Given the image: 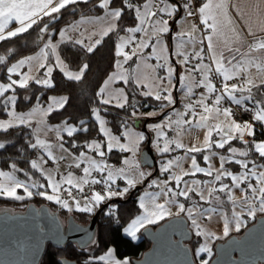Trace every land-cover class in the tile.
Instances as JSON below:
<instances>
[{
	"label": "snow or ice",
	"instance_id": "1",
	"mask_svg": "<svg viewBox=\"0 0 264 264\" xmlns=\"http://www.w3.org/2000/svg\"><path fill=\"white\" fill-rule=\"evenodd\" d=\"M77 0H0V41L16 37L20 34L27 32L34 25H37L39 21H42L43 17H49L55 19L53 14L60 13L61 9H65L70 4H75ZM231 7L236 10L237 15L242 16L243 12L240 9V0H229ZM111 0H100L99 7L102 9H109ZM163 5V6H161ZM182 10L186 13V17L199 16L200 23L203 25V34L199 40L196 39L195 35L192 33H186L184 31H179L175 34L174 39L180 41L183 44L191 43L192 45H200V49L197 51L193 50L191 56L183 51H177L176 56L181 57L180 64L189 65L190 60H198V63L192 64L190 67L185 68V72L188 77L195 80L194 73L200 75V79L196 84L197 87L203 86L206 92H202L197 100L191 101L190 97L193 94L192 88L188 84L184 83L186 77L181 76L179 80L181 81L182 88H188V93L186 98L189 100L188 103L184 105V112H179L175 108L171 109V115H166V119L162 120L159 124L149 125L150 128L157 133V148L161 153H168L174 151L175 149H185V157L190 159V168L188 170L184 169L183 159L184 157H176L174 159H168L163 162L160 171L162 173H167V178L161 182L156 180L152 181L153 185L159 187V191L155 193L146 192L144 196L140 197V208L144 209L142 215L137 216L131 221V223L124 228V232L131 236L136 237V233L139 228H142L145 223H154L156 220L163 219L165 215H168L167 204H176L179 197H183L186 201H192L191 206L186 207L184 203H179L178 207L180 212H186L187 218L191 222V226L197 231V235L204 234L201 228L200 218L207 216L208 219L212 218V214L216 213L223 206V201L219 195L216 193H231L233 188L239 189L241 185H245L242 189L243 195L240 197V203L242 206H247L248 201L251 198L254 200H259V210L264 212V164H257L255 161H250L248 159L236 160L231 159L229 156L219 154L217 152H212L211 149L215 147L216 149H225L226 145L234 139H239L246 147L245 150L239 151L234 147H228L227 151L235 157L237 154L241 157H247L250 152H255L261 159H264V141L256 142L255 140L249 141L245 139V134L248 136H254L253 124L245 122L243 124L237 123L233 119V109L228 107H222V101L225 99L227 94L228 98L237 106H242L245 101L251 100V108H243V111L252 113V119L258 122H264V99H256L252 94L253 88L264 87V62L255 63L252 60H248L246 63L243 59L238 60L237 55L244 57L248 53L255 51H264V37L257 38L256 32L252 30L250 26H245L247 29V35L252 38L251 43L243 36L242 31L237 29L232 17L229 16L227 8L228 4L225 0H207L199 8H193L192 0H185L182 4ZM125 10H130L135 14L134 19L139 21V25L135 27H129L126 32L129 34L144 32L145 35L141 37L138 41L135 36H129L127 39L124 36H118L119 43L116 44L115 55L117 57H123V61L126 63L132 60L133 57H139L143 53V49L151 48L152 54L145 57V59L157 60L155 68H164L166 63H161L162 57L155 56L157 48L163 43L162 35L165 33H170V22L168 19H164V15L173 17L174 13H177L178 8L176 5H169L167 0H145L143 3L134 4L132 0H123V8L120 9H110L105 13L103 17H96L93 22H104L108 26L103 30L102 35L97 32H92L88 39L93 40V37L99 35V38L94 39L91 44H85L83 39L75 40V44L82 45L86 48L87 52L91 53L94 51L97 45L102 42L103 37L108 36L112 32L117 31V21L122 17ZM183 18V17H182ZM175 19L172 23H176ZM18 24L14 30H8L10 24ZM48 30V25L44 24L40 31L46 32ZM71 30V26L70 29ZM151 33L150 35L148 33ZM195 32V26H193V33ZM264 33V28L261 29ZM67 32L65 30L60 31L61 38H65ZM83 35V34H81ZM70 38V37H69ZM173 37H170V39ZM207 42V52L208 59L212 62L214 67L209 64H205L204 53V43ZM130 46L129 51H124V47ZM179 46V45H178ZM56 45L52 43L51 40L45 43L40 53L37 56H28L23 59H19L17 62L12 63L10 66L6 65V71L8 73V83H0V105L6 111L7 115L10 117L9 121H0V130H7L11 127L19 125H27L31 127L30 118L35 115L36 110L33 109L28 113H16L14 111V106L16 104L15 88L19 86L20 88H26L29 84V80L32 79L36 84H42L47 87H54L50 77L53 71L51 66H46L44 63H39L36 67L38 72L41 68L47 67L44 74L45 78L40 79L38 77L30 76L27 73L20 74V79H12V74H17L18 70L23 68L26 64H31L34 60H45L47 59L48 53L45 50L54 51ZM241 48H246L247 53L241 52ZM11 52V50H9ZM166 59V58H163ZM0 64H6V57L0 55ZM57 65L61 66V70L64 75L71 80H80L84 70L88 67L87 64L79 70L78 73H73L70 71H65L63 66V61L57 56ZM227 65V66H226ZM247 65H251L256 69L254 74L249 73L243 78L242 84L229 83L235 77L241 75L242 70H246ZM117 68L122 67L121 61H116ZM153 68V71H155ZM175 69L168 66L166 77L152 76L153 83L151 85L143 84V81L139 76L132 80L129 75L125 73H114L105 81V86L109 84L110 81L114 80L117 76L125 83H135L137 87L143 86L148 88L147 91H142L141 95L151 97L154 95L156 101L161 102V110L174 105L176 101L172 97V93L169 90L171 85L173 73ZM213 74L215 77H219V86L212 82ZM255 77H259V83L255 82ZM147 79V77H145ZM11 90L13 95L5 97V93ZM248 94L241 95L237 98L236 93ZM105 93V88H101L98 95L103 96ZM113 99L119 100L118 107L124 108L128 104V97L124 93L123 89L119 90V94L115 98L102 99L101 103L110 104L113 103ZM211 100V103H209ZM67 98H60L55 101L59 108H63ZM12 108L13 110H9ZM52 107L49 105L48 111H51ZM93 114L95 119L99 121L100 131L105 135H109L107 130L104 128V121L99 115V109H93ZM137 115L136 111H132L131 116L135 117ZM146 115L156 116L158 113L149 112ZM172 116L177 117L175 120ZM187 117V119L185 118ZM223 117V119H221ZM195 124L193 125V121ZM209 120L216 121L214 124H209ZM85 122L81 121V128L77 129L74 126H68L67 123L61 128L57 126L54 130L56 132L57 143L55 148H58L65 155L60 156L58 159L64 160L69 159L74 163V167L79 169L81 167V162H86L88 166L83 167V177L74 183L73 173L69 171L67 177L61 174V179L56 180L52 172L47 173V188L51 189V194L47 191L45 184H33L32 187L44 189L38 191L36 195L45 196L48 200H56L61 203L64 208H69V203L67 200H62L60 198V191L62 185L67 184L69 188L66 191L67 196L75 201L76 206H80V201L76 200L75 196L72 194V187H75L79 192L83 193L85 191L83 185L88 184H100L106 185L104 194L100 192L93 191L91 196H85V205L81 211L91 212L92 208L88 206L89 203L95 204L105 199L111 198L113 196H123L128 193L130 188H133L138 183L137 177H144L145 173L143 171H138V164L130 165L129 160L125 159L124 164L129 165L128 169L119 168L116 173L127 180V186L122 190H113L112 185L115 182V176L109 166L98 162L91 157L85 155L83 151L79 153L78 156L73 157L71 153L67 152L64 147V138L60 135L61 131L66 132L69 137L79 130L87 131L84 127ZM185 125L188 128H185ZM124 127L127 129V123L125 122ZM194 127L195 129H207L204 135L203 147L193 145L191 147L185 148V145L180 142V136L188 131L189 128ZM165 129H171L175 133V138L169 139L167 137ZM37 133L43 131V129L38 128L35 130ZM219 139L214 140L213 134ZM131 131L126 130L123 134V138L126 140L125 143H120L119 137H110L109 142H107V150L110 152L113 148H118L121 152H133L138 146L137 143L131 140ZM143 134L138 135V140H143ZM163 139V146H160V140ZM29 146L32 149H42L49 160L57 159L54 155L53 145L47 143L45 140L40 139L39 135L35 139V142H30ZM174 146V147H173ZM73 149L77 145H72ZM5 148V144L0 143V149ZM89 149L96 151L101 160L105 157V152L101 151V145L99 143L93 142L88 145ZM205 150H209V154L203 155V161L208 162L213 157L218 156L219 167L213 168L211 164L208 167H201L197 163L195 156L190 155L191 153H201ZM38 163L36 159L31 161V168L37 169L41 172L46 171L43 165L47 163L43 156L40 158ZM235 163L240 166L242 171L238 174H233L228 171L225 167L226 164ZM251 164V167L249 165ZM73 165L70 164L71 168ZM15 169V165L12 166ZM96 170L101 174L107 172V176L103 175L100 179L88 178L92 176V171ZM197 173H204L211 180H196L191 181L184 179L187 176H195ZM0 177H4V181H0V195H7L9 197H14L15 199H23V196L17 195V188H23V191L28 195L32 196L33 192L29 189L28 185L18 181L14 175L0 171ZM224 177H230L232 184H226L222 182ZM255 179V184L250 181ZM174 182V186L170 184ZM215 182H221L219 187H215ZM203 185V187L201 186ZM198 196L199 201L211 202L214 206L204 207L199 204L196 200H193V196ZM167 198L164 203H157V198ZM148 199L149 203L146 205L145 199ZM228 200L234 205L236 200L232 195H228ZM249 215H254L255 210L253 207H249ZM234 216H237L236 227H240L238 215L234 212ZM229 232V224L226 222L224 224V234L227 235ZM199 251H207L206 248H200ZM113 251L109 249L105 255L99 257H93L90 259H95L99 261L110 260L112 258ZM112 264H130V261L124 259L123 261H112ZM203 264H207L204 261Z\"/></svg>",
	"mask_w": 264,
	"mask_h": 264
},
{
	"label": "trees",
	"instance_id": "2",
	"mask_svg": "<svg viewBox=\"0 0 264 264\" xmlns=\"http://www.w3.org/2000/svg\"><path fill=\"white\" fill-rule=\"evenodd\" d=\"M132 2L134 4H139L145 2V0H132ZM199 3L200 0H196L197 6ZM99 4L100 0L77 1L75 4H70L65 9H61L60 13L53 14L56 17L55 19L45 16L42 21H39L37 25H34L27 32L0 41V55L6 57V64H0V81L8 79L6 65L9 66L13 61L36 52L48 39H56L58 31L63 25L81 16L99 15L103 11V9L99 7ZM109 8H123V0H111ZM180 10L183 11L181 6ZM134 16L135 14L130 10H125L122 17L117 21V31L103 37L102 42L97 45L91 53L87 52L82 46L72 42H61L58 45L59 55L71 70H80L83 65H88L81 79L78 81L68 79L58 68H54L51 72V81L54 87L30 83L26 88H16V109L29 110L32 109L35 103L44 105L52 96L66 97L67 102L64 107L51 110L46 115V122L49 124L71 123L76 125L77 129H80V122L84 121V127L87 128V131L79 130L75 132L72 137L62 135L65 145L73 151H81L89 150L87 146L91 140L99 141L102 147H104V137L99 130L98 123L93 117V109H99V113L105 119L110 130L117 135H121L125 128V122L127 126H129L133 124V121L136 119V117L131 116L132 111L146 113L151 109L160 107L161 102L156 101L154 96L148 97L141 95L143 89L142 87H137L135 83H127L124 85V90L128 97V104H126L124 108H120L114 104H103L98 95L102 83L108 75L114 71L116 61L119 59V57L115 55L118 36L125 34L127 28L134 27L137 24V20L134 19ZM44 24L48 25V30L42 33L40 28H42ZM9 50H11V52H9ZM135 58L136 57H133L132 60L125 63L128 70H130V67L135 62ZM247 94V92H237L236 96ZM252 94L256 99H264V87L253 88ZM6 96L7 93L5 94V97ZM248 101L252 102L251 100ZM7 117L6 111L3 109L2 105H0V119H5ZM146 121H148V119H146ZM254 131V138L256 140L264 138L263 131H258L256 129ZM149 134L152 136L151 132H149ZM36 138L37 135L32 125L31 127L19 125L11 127L6 131L0 130V143L5 144V148L0 149V169L12 171L15 174V178L22 183L31 185L46 184L44 177L36 169L31 168V161L36 156L39 148L32 149L29 144L30 142H35ZM39 138L43 139V137ZM145 141L146 139L143 141V145H145ZM73 144L77 145L75 149L72 147ZM231 146L246 148L250 145L245 146L240 140L235 139L229 142V145H226L225 149H219V151H225ZM124 154H126V152L112 150L106 154V158L110 163L120 164ZM249 158L256 163L264 164V159H261L255 152H250ZM13 165H15V169L12 167ZM140 189L141 188H138L137 191H134V187L130 188L124 197L110 198L105 202L108 203L107 206L101 209L97 215L96 244L91 253L79 249L73 243H67L61 248H54L50 244H47L40 264H60L58 262L59 259H70L77 263H88L86 262L87 258L97 257L110 247L114 249L117 257L127 258L130 262L140 257L149 247V242L142 236L138 241H134L122 233L123 227L139 213L137 196ZM18 190L21 191V188ZM42 190L44 189H40V191ZM12 203H26V205L28 203H33L35 205L46 204L50 208H52V206L54 208L56 207V209H52L58 211L61 216L62 213L73 216V213H75L77 218H80L77 220L74 216L75 219L82 223L88 221L94 212L104 204L101 203L96 206L91 212H85L76 209L68 210L64 207H60L58 204L48 200L45 196L40 195L23 200H14L12 198L0 196V204ZM109 205H114L116 210L114 213L106 214ZM254 219L248 222L246 226L253 222ZM159 223L149 226L154 227ZM243 229L235 234L241 233ZM200 243V238L192 233L189 246L191 247L193 258L198 264H202L200 262L201 260L208 262L214 254L213 252L209 258H206L204 254H198L197 249ZM89 263L102 264L95 259H92Z\"/></svg>",
	"mask_w": 264,
	"mask_h": 264
},
{
	"label": "water",
	"instance_id": "3",
	"mask_svg": "<svg viewBox=\"0 0 264 264\" xmlns=\"http://www.w3.org/2000/svg\"><path fill=\"white\" fill-rule=\"evenodd\" d=\"M175 80L173 93L177 102L178 79ZM146 122V119H135L133 124L145 130ZM147 135L145 163L156 174L157 159L150 148L149 132ZM145 184L136 185L134 191ZM107 204L100 206L85 223L77 221L73 215L62 217L46 204L28 203L24 209L14 211L0 209V264H40L47 244L61 248L73 243L84 250L95 242L97 215ZM141 236L149 242V247L140 257L133 259L132 264H198L189 246L192 232L183 215L167 218L154 227L146 226ZM213 252L207 264H264V213L241 233L230 234L215 242ZM58 262L93 264L77 263L70 259H59Z\"/></svg>",
	"mask_w": 264,
	"mask_h": 264
},
{
	"label": "rangeland",
	"instance_id": "4",
	"mask_svg": "<svg viewBox=\"0 0 264 264\" xmlns=\"http://www.w3.org/2000/svg\"><path fill=\"white\" fill-rule=\"evenodd\" d=\"M181 6H182V2H181ZM138 25H139V22H137V24L135 26H138ZM193 26H195V32L194 33H193ZM170 29H171V25H170ZM199 29L200 28H198L196 25H194V21H193V19L191 17H186V13H184V12L183 13H178V15H177V23L173 27V38L170 39L168 37V33L163 34L162 35L163 43L157 48V51L154 54L155 56L162 57L160 62L161 63H166V67H164V68H155V65L157 64V60L155 58L146 60L145 57H147L148 55L152 54V49L151 48H148V49L146 48V49H143V53H142L141 56L135 58V62L130 67V70L127 69L126 65H122V67H120V68H117V66H116L114 71L111 72L108 75V77L105 79V81H107L109 79V77L112 76L114 73H125L126 72L132 80H135V78L137 76H139L141 78V80L143 81V84L151 85L153 83L152 76L166 77L167 76V71H168V66H170V67L174 68L175 71L173 73V77H172L171 85L169 86V90L171 91V93L173 92V87H174V84L176 82V80L174 81V78L175 79L177 78L178 79V92H179V94H180V92L182 90V92H184L185 95H186L188 93V88H182L181 87V81L179 80V77H181V76L186 77L184 83L188 84V86L191 87L192 86V78L188 77L187 73L185 72V68L186 67H190L191 65H190V63H189V65L180 64V60L182 58L176 56L175 53L177 51H183L186 54H188L189 56H191L194 48L196 50L197 46H199V45H192L191 43L183 44L180 41L174 39V37H175V34L177 32L184 31L186 33L194 34L196 39L199 40L201 38V35H202V32ZM148 34L150 35L151 33L149 32ZM144 35H145V33L141 32L139 39L141 37H143ZM129 36H132V34L127 33L126 35H124V37L126 39ZM54 52L56 53V51H54ZM38 53H40V52H37V53H34V54L32 53V54H29L27 56L21 57L19 59H23V58H26L28 56L35 57V56H37ZM57 56L59 57V55L57 53H56L55 56H53V53L51 51V53H48L47 59H45V60H34L31 64H26L23 68L18 70L17 74H12V79L19 80L20 79V74H23V73H27L30 76L38 77L40 79H44L45 78L44 74H45V72L47 70V67L41 68L39 70V72H37L36 71V67L38 66L39 63H44L46 66H51V67L55 66L56 68H58L64 74V72L61 70V66L57 65ZM163 58H166V59H163ZM19 59L13 61L12 63L17 62ZM59 59L61 61H63L61 57H59ZM121 64H122V62H121ZM63 66H64V70L65 71H70V72H73V73H77L76 71L68 69L66 64L64 63V61H63ZM153 68H155V71H153ZM161 69L163 70V74H159V72H158ZM145 77H147V79H145ZM49 78L51 79V77H49ZM105 81L103 82V84L100 87V89L101 88H105L104 95L103 96L100 95V99L101 100L102 99L115 98V97L118 96L120 89L124 90L125 83L119 78V76H117L114 80L110 81L107 86H105ZM8 82H9L8 79L4 80V81H2V80L0 81V83H4V84H7ZM30 83H35V82H34V80L30 79L29 80V84ZM17 87H19V86H16V88ZM16 88H15V90H16ZM100 89H99V92H100ZM143 89L145 91L149 90L148 88H145V87H143ZM6 93H7V96L13 95V92L11 90H9ZM124 93H125V90H124ZM16 95L17 94L15 93V96ZM179 96H181V95H179ZM60 98H63V97L62 96L51 97L46 102V104H44V105L40 104V103H35L33 105L32 109H30V110H18L14 106V111L16 113H28V112L32 111L33 109H35L36 110L35 115L30 118V123H31V125L33 127V130H34L36 135H39V137H43V140H45L47 143H50V144L53 145L54 155L57 157V159L49 160V158L47 157L46 153L42 149H38V152H37L36 156L33 158V159H36L37 162L39 163L40 162L39 158L41 156H43L44 159L47 161V163H45L43 165V167H44V169H46V171L41 172V171L36 169L44 177L45 183H46L47 178H48V176H47L48 172H52V174L55 176L56 180L59 181L61 179V174H63L65 177H67V173L69 171H71L73 173L74 183H75L76 181L80 180L83 177V175H84L83 174V167L88 166V164L86 162H81V167L79 169H76L74 167V163H73L72 160H69V159L60 160V159H58L60 156L65 155V153H62L58 148H55V145L57 143L56 132L54 130H50V129H55L57 126H60L62 128L65 125V123L49 124V123L46 122V115L50 112V111H48L49 105H51L52 110L58 108V105L55 103V101L59 100ZM180 99H181V97L178 98V96H177V103H178V100H179V105H177L176 107H171V109L175 108L177 111L182 112L181 110L184 108V104H183V106L180 105ZM119 102H120L119 100L113 99V103H110V104H114V105L117 106ZM180 106H181V108H180ZM9 110H13V109L10 108ZM149 112H156V113H158V115H156L155 117L146 115ZM163 112H164V110H161V106L156 108V109H152V110L148 111L147 113L138 112L137 115L135 116L136 119H140L142 121H143V119H148L147 122H149V121H151V122L146 124L145 130L143 129L142 126H135L134 124H131V125L127 126V129L126 128L123 129L121 135H117V134L113 133L110 130V128L107 125V123L105 122V119L99 113L101 119L105 122L104 123V128L109 133V135H105L104 133H102L100 131L102 133L103 137H104V147H105L104 148V152L105 153L108 152V150H107V142H109L110 137H119L120 138V143H125L126 142V140L123 138V134H124V132L126 130H130L131 131V134H132L131 135V140H132V142L138 144V146L136 147L134 153L133 152H126V154L123 155V157L121 159V164L119 166H114V165L106 162L104 160L105 157H104L103 160H101V158L98 156V154L95 153L96 151H94L92 149H89L88 146H87V149H89V150H81V151H83L86 156L91 157L92 159H95L98 162H101V163L109 166V169L113 171L114 176H115V182L114 183H116L117 179L120 178L121 181H124L127 184V180L116 173V170L119 169V168H124L125 170L128 169L129 165H125L124 164V160L125 159L129 160L130 165L138 164L139 167H138L137 170L138 171H143L145 173L144 177H137L138 181L147 182V181H150L152 179H156L157 173L154 174V169L152 167H149L145 163L147 150H146L145 145L142 144V142H143V140L147 139V136H148L147 132H152L153 135L157 138L156 131L153 130L152 128H150L149 125L159 124L162 120H165L166 118H163L160 121H154V120H158V118H160L158 116H161L163 114ZM169 115H171V110H170ZM93 117L95 119V115L94 114H93ZM176 118L177 117L172 116L173 120H175ZM9 120H10L9 116L7 118H5V119H0V121H9ZM95 121L98 123L99 130H100L99 121H97L96 119H95ZM140 124H141V122L139 123V125ZM67 125L68 126H74L73 124H70V123L67 124ZM38 128L43 129V131H40V132L37 133L35 130L38 129ZM165 131H166V129H165ZM65 133L66 132L61 131L60 135L62 136ZM139 134H143V136H144L143 140H138V135ZM93 142L99 143L101 145V148H102V144L99 141H97V140H91L89 142V144H92ZM160 146H163V139L160 140ZM64 147H65V149H67L68 153H71V155L73 157L78 156L79 153L81 152V151H73L71 148H69L67 145H65V143H64ZM150 148H151L152 152L155 154V156L157 157V155L160 152H159V150L157 148V140L155 138H153L152 136H151V139H150ZM100 150L103 151L102 149H100ZM113 150H119V149L118 148H113ZM162 158L163 157H159V160L157 162L158 171H159V169H160V167L162 165V160H161ZM70 164L73 165L71 168L69 167ZM0 171L8 172V173H10L12 175H15L12 171L2 170V169H0ZM4 179H5L4 177H0V181H4ZM24 184L28 185L29 189L33 192V195L32 196H28L23 191V188H21V191L18 190L20 188H17V195L23 196V199H26V198L30 199V198H34V197L38 196V195H36V193L38 191H40L39 188H34V187H32L31 184H27V183H24ZM45 186L47 188L46 184H45ZM66 188H69V185H67V184L62 185L61 191L63 189H66ZM47 190H48L49 194H51V189L47 188ZM113 190H122V189L113 188ZM61 191H60L59 195L61 194ZM144 195H145V193H143V192L140 193V195L138 196L139 201H140V197H142ZM0 196L1 197H6V198H12L14 200H23V199H15L14 197H9L7 195H0ZM123 196H114V198H121ZM60 198L62 199L61 195H60ZM179 199H180V201H182L183 203L186 204V200H184V198L179 197ZM78 200L80 201V206L79 207L76 206V203L74 201L67 200L68 203H69V208H67V209L68 210H74V209L81 210L84 207V205H85V201H84L83 198H79ZM51 201L56 203V204H58L60 207H63L62 204L58 203L56 200H51ZM145 203H146V205L149 203L147 198L145 199ZM25 205H26V203L0 204V209H6V210H9V211L22 210V209H24ZM97 205H98L97 203H95V204L89 203L88 204V206L92 208V211L96 208ZM166 207H167V205H166ZM52 208H54V207L52 206ZM54 209H56V207ZM167 210H168V213H169L168 215H165L167 218L175 216V215H173V213H174V212H172L173 210H170L168 207H167ZM143 213H144V209L140 208L139 215H142ZM73 214H74V216L76 217L77 220L80 219L79 217L77 218V215L75 213H73ZM67 215L68 214H63L62 213V217H66ZM135 218H133V219H135ZM133 219H131L122 229V233L124 235H126V236H129V235H127L124 232V228H126L131 223V221ZM84 222H86V221H84ZM144 227H146L145 224H144V226L142 228H139V230L136 233V237L135 238H132L131 236H129V237L132 238L134 241H138L140 239V237H141V232H142ZM95 244L96 243L93 242L89 246L85 247L84 250L86 252H88V253H91L92 250L95 247ZM109 249H112V251H113L112 258L110 260H105V261H100V262H102L104 264H112V261H116V260L123 261L124 259H127V258H119V257H117L116 254H115V251H114V249L112 247L108 248L106 251H104L103 253H101L97 257H99L101 255H105L108 252ZM90 258L91 257L87 258L86 262L89 263L90 261H92V259H90ZM96 261H99V260H96ZM204 261L205 260H201L200 262L203 264ZM130 264H132V263L130 262Z\"/></svg>",
	"mask_w": 264,
	"mask_h": 264
},
{
	"label": "crops",
	"instance_id": "5",
	"mask_svg": "<svg viewBox=\"0 0 264 264\" xmlns=\"http://www.w3.org/2000/svg\"><path fill=\"white\" fill-rule=\"evenodd\" d=\"M77 1H80V0H77ZM180 2H182V4H183L184 0H167V3L169 5H173L174 4L178 8L177 13H174L173 17H169L167 15H164V19H168L170 21V25H171L170 33H168V37L169 38L173 37V27L177 23L176 22V23L173 24L172 20L175 19L177 21L178 13H183L184 12V11L180 10V6H181ZM205 2H207V0H200V3L197 6V8L202 6V4L205 3ZM214 2H216V0H214ZM225 3L228 4L227 11H228L229 16L232 17L236 28L240 29L242 31L243 36L247 39V41L249 43H251L252 38L247 35V29H246L245 26H250L252 28V30L254 32H256L257 38L264 37V33L261 32V29L264 28V0H240V9L243 12L242 16L237 15L236 10L231 7V4H230L229 0H225ZM161 6H163V5H161ZM110 9H118V8L103 9L102 13H100L99 15L81 16V17L73 20L72 22H70V23H68L66 25H63L59 29V31L57 33V36H56V39H53V40L48 39L45 43H48V41L51 40L52 43L56 45V48H55L54 51H56V53L58 55H59L58 45L61 42H72V43L75 44V40L83 39L85 44H91L92 42H94V39L99 38V35H102L103 30L108 26L104 22H93V21H95L96 17L105 16V13L108 10H110ZM191 18L194 21V25H196L198 28H200L199 30H201V32L203 34V25L200 23L199 16L197 15V16H193ZM137 22H139V21L137 20ZM17 26H18V24H15V23L10 24L8 30H14L15 27H17ZM70 26H71V30H69ZM61 30H65L67 32L66 37L63 38V39L60 36V31ZM92 32H97L99 35H97L96 37H93V40H89L88 37H89V35ZM140 33L141 32L132 33V36H135L136 40L138 41V39L140 37ZM81 34H83V35H81ZM126 34H127V32L125 34L121 35V36H124ZM119 42L120 41L118 40V43ZM43 46L39 50L34 52V53L40 52L41 49L43 48ZM80 46H82V45H80ZM82 47L85 48L84 46H82ZM127 47H130V46L126 45L124 47V51L126 50ZM203 47H204L203 55L205 57L204 63L205 64H209L212 67H214L212 62L207 58L208 57V52H207V42L206 41H205ZM199 49H200V45L197 46L196 50L198 51ZM45 51L47 53H51L52 50H45ZM54 51H52L53 56L56 55V53ZM241 52L247 53V49L246 48H241ZM59 57H60V55H59ZM237 59L238 60L243 59V61L245 63L248 60H252L255 63L264 62V51H255V52H252V53H248L244 57H241V56L237 55ZM118 60H120L122 62V65H125V62L123 61V57L122 56L119 57ZM198 62H199L198 60H195L194 63H198ZM194 63L190 62V65H192ZM66 66H67V64H66ZM54 68H56V67L53 66L52 69H54ZM67 68L70 69L68 66H67ZM73 71H76L78 73L79 70H73ZM158 72H159V74H163V70L162 69L159 70ZM255 72H256V69L254 67H252L251 65H247L246 70H242L241 74L248 75L249 73L254 74ZM50 77H51V74H50ZM255 82L257 84L259 83V77H255ZM39 85H41V84H39ZM42 86H44V85H42ZM140 87H142V86H140ZM194 87H195L194 80L192 79V86H191L192 90L194 89ZM142 89H143V87H142ZM173 89H174V87H173ZM143 91H145V90L143 89ZM179 95H181V96H179ZM177 96H178V98L181 97V99H180V105L181 106H183V104L185 105L186 103L189 102L188 99L186 98L185 93L182 92V90H181V92L179 94L178 86H177ZM240 96H237V98H239ZM52 97H57V96H52ZM62 97L64 98V96H62ZM99 97H100V95H99ZM172 97L175 100L173 92H172ZM177 105H179V100H178V103L176 102L174 105H171L168 108H164L163 109L164 110L163 114L161 116H158L160 118H158V120H154V121H160L163 118H166V115H169V113H170L171 107H176ZM181 106H180V108H181ZM58 108H56V109H58ZM184 110L185 109L183 108L181 111L184 112ZM142 113H145V112H142ZM221 119H223V117H221ZM149 122H151V121H149ZM149 122H147V123H149ZM215 122L216 121H214V120H209V124H214ZM67 124H69V123H67ZM194 124H195V120L193 121V125ZM74 126L77 128L76 125H74ZM262 127L264 129V122H262ZM185 128H188V126L185 125ZM253 130H255L254 127H253ZM206 131H207V129H195L194 127H192V128H189L188 131H185L180 136L179 140H180L181 143H183L185 145V148L191 147L193 145H196V146H199V147H203V140H204V135L206 134ZM166 134H167V137L169 139L175 138V133L171 129H166ZM63 135H67V133H65ZM152 137L157 140V138L153 135V133H152ZM213 139L216 140V139H219V137H217L215 135V133H214L213 134ZM245 139H247L249 141L255 140L256 142L264 141V138L260 139V140H256L254 138V136H248L247 134H245ZM236 140H239V139H236ZM231 147L236 148L238 150V152L245 150L244 147H240V146H231ZM104 148L105 147H102L101 149L104 151ZM211 151L212 152H217V153L222 154V155L229 156L231 159H236V160L248 159L250 161H253L251 158H249V155L247 157H241V156H239L237 154L235 157H232V154L229 153L227 150L221 152V151H219V149H216L215 147H213V149H211ZM107 153H105V159L104 160L106 162L110 163L107 160V158H106V154ZM184 154H185V149H175L174 151H170L168 153H161L160 152L157 155V162L159 160V157H163L161 159L162 160V164H163V162H165L168 159H174L176 157H184L183 166H184L185 170H188L190 168L191 162H190V159L188 157H185ZM206 154H209V150H205V151H203L201 153H191L190 155H193V156L196 157L197 163L201 167H208V164H211L213 166V168H218L219 167V158H218V156L213 157L208 162H204L203 161V155H206ZM110 164H112L114 166H119L121 164V162H120V164H113V163H110ZM257 164H259V163H257ZM225 167L227 168L228 171H231L233 174H238L240 171H242L240 166L235 164V163L226 164ZM249 167H251V164L249 165ZM160 169H161V167H160ZM160 169L158 171L156 179H152L150 181H147L146 184L140 189L138 196L140 195L141 192H143V193H146V192L155 193V192H158L160 190L159 187H157L155 185H153L152 187H149V185L152 184L153 180L161 182V181H163L164 179L167 178V175H169L167 173H162L160 171ZM184 179H187L189 181H191L193 179L204 181V180H211L212 177H209V176H207L204 173H197L195 176H187V177H184ZM222 182L226 183V184H229V185L232 184V181H231L230 177H224L222 179ZM250 182L255 184V179L253 178V180L250 181ZM117 183H119V185H120V187L117 188V189H123L124 187L127 186V184L124 181H121L120 178L117 179ZM220 183L221 182H215L214 186L218 188ZM138 184H142V181H138V183L136 185H138ZM170 186H174V182H172L170 184ZM201 186L203 187V185H201ZM244 187H245V185H241L239 189L233 188L231 193H227V192H224V193H219L218 192V193H216V195H219L221 197V199L223 201V206L220 208V210L218 212L212 214V218L211 219H208L207 216H204V217L200 218L201 228H202L203 233H204V234H201V235H197V231L191 226V222L187 218L186 212H180L178 204L179 203H183V202L180 201L179 198H178L179 200L177 199V203L176 204H167V207L170 210H173L172 211V212H174L173 215H183V216L186 217V219L188 221V224H189V228L191 229V232L194 233L195 235H197L200 238L201 243H200V245H199V247L197 249V253L198 254H204L206 256V258H209L213 254V244H214L215 241L222 240V239H224L225 237H227L230 234L237 233L238 231L243 229L248 222L252 221L255 217H257V216H259V215L264 213V212H261L259 210V200L258 199L253 201L250 198L249 201H248V205L247 206H242L241 205L240 197L243 195L242 189ZM228 195H232L233 198L236 200L235 205L231 201L228 200ZM138 196H137V204L139 206V213H140V201H139ZM111 198H114V196L111 197ZM166 199L167 198L158 197L157 198V203H164ZM193 200H196L199 204L203 205L204 207L214 206V204L211 203V202L199 201L198 196H195V195L193 196ZM191 203H192V201H186V204L185 203L184 204L186 205V207H189V206H191ZM249 207H253L254 208V210H255V214L254 215H249L248 214ZM234 212L238 215V219H239V223H240V227L239 228L236 227L237 216L233 215ZM139 213L135 217H137L139 215ZM164 219H167V217L164 216L163 219L156 220L154 223H145V225L149 226V225H152V224H156V223H159L160 221H162ZM226 222L229 224V232H228L227 235L224 234V224ZM202 247L206 248L207 251H203V252L199 251V249L202 248ZM98 262H100V261H98ZM100 263H102V262H100ZM102 264H104V263H102Z\"/></svg>",
	"mask_w": 264,
	"mask_h": 264
},
{
	"label": "built area",
	"instance_id": "6",
	"mask_svg": "<svg viewBox=\"0 0 264 264\" xmlns=\"http://www.w3.org/2000/svg\"><path fill=\"white\" fill-rule=\"evenodd\" d=\"M185 2V0H184ZM192 4H193V8H197V5H196V0H192ZM129 48L130 47H127L125 51H129ZM191 63H194L195 60H190ZM195 76V80H194V89L192 90V95L190 97L191 101H195L199 98L200 94L202 92H206V89L203 88V86H200V87H197L196 84L198 83L199 79L201 78L200 75L198 73H194L193 74ZM247 75L245 74H241L240 76L238 77H235L232 81H230L229 83H237V84H242L243 83V78L246 77ZM212 82L214 84H216L217 86H219V77H215L214 74H213V79H212ZM189 101V100H188ZM209 103H211V100H209ZM222 107H228V108H232L233 109V119H235L236 122L238 123H245V122H249V123H252L253 124V127L254 129L258 130V131H263L264 132V129L262 127V122H258V121H254L252 119V113L250 112H245L243 111V108L247 107V108H251L252 107V102L250 101H245L244 104L242 106H237L235 105L227 96V94L225 95V99L222 101V104H221ZM187 118V117H186ZM104 176L106 177L107 176V173H103L101 174L100 172L96 171V170H93L92 171V176L89 177L88 179L91 180L92 178H96V179H100L101 176ZM85 191L83 193L79 192V190L75 187H72V194L73 196H75L76 200H78L79 198H83L85 196H91L92 192L93 191H96V192H100L101 194H104V191L106 189V185H104L103 183H100V184H88V185H83ZM113 188H119L120 185L119 183H114L112 185ZM68 188L66 189H63L61 191V197L63 200H71V201H74L72 200L69 196H67L66 194V191H67ZM110 199V198H108ZM108 199H105L103 201H100L98 202L97 204L100 205L101 203H105ZM75 202V201H74ZM97 205V206H98ZM116 210V207L114 205H109L108 208H107V211H106V214H111V213H114Z\"/></svg>",
	"mask_w": 264,
	"mask_h": 264
}]
</instances>
